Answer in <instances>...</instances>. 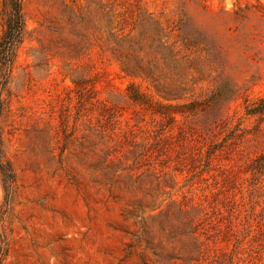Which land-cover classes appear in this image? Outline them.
I'll list each match as a JSON object with an SVG mask.
<instances>
[{
  "label": "rangeland",
  "instance_id": "374dc122",
  "mask_svg": "<svg viewBox=\"0 0 264 264\" xmlns=\"http://www.w3.org/2000/svg\"><path fill=\"white\" fill-rule=\"evenodd\" d=\"M21 13L0 78V264H264V0Z\"/></svg>",
  "mask_w": 264,
  "mask_h": 264
},
{
  "label": "trees",
  "instance_id": "16d2710c",
  "mask_svg": "<svg viewBox=\"0 0 264 264\" xmlns=\"http://www.w3.org/2000/svg\"><path fill=\"white\" fill-rule=\"evenodd\" d=\"M22 0H3L4 30L0 36V78L6 64L13 56L12 50L23 36L24 22L21 13Z\"/></svg>",
  "mask_w": 264,
  "mask_h": 264
}]
</instances>
